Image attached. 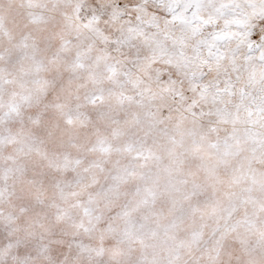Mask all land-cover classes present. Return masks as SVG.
<instances>
[{
	"label": "snow or ice",
	"instance_id": "6c2138e0",
	"mask_svg": "<svg viewBox=\"0 0 264 264\" xmlns=\"http://www.w3.org/2000/svg\"><path fill=\"white\" fill-rule=\"evenodd\" d=\"M0 264H264V0H0Z\"/></svg>",
	"mask_w": 264,
	"mask_h": 264
}]
</instances>
